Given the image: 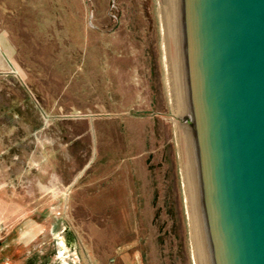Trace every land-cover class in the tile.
<instances>
[{"label": "rangeland", "instance_id": "1", "mask_svg": "<svg viewBox=\"0 0 264 264\" xmlns=\"http://www.w3.org/2000/svg\"><path fill=\"white\" fill-rule=\"evenodd\" d=\"M163 5L0 0V264H209L183 1Z\"/></svg>", "mask_w": 264, "mask_h": 264}, {"label": "water", "instance_id": "2", "mask_svg": "<svg viewBox=\"0 0 264 264\" xmlns=\"http://www.w3.org/2000/svg\"><path fill=\"white\" fill-rule=\"evenodd\" d=\"M209 264H264V0H182Z\"/></svg>", "mask_w": 264, "mask_h": 264}, {"label": "bare ground", "instance_id": "3", "mask_svg": "<svg viewBox=\"0 0 264 264\" xmlns=\"http://www.w3.org/2000/svg\"><path fill=\"white\" fill-rule=\"evenodd\" d=\"M161 5V6H160ZM164 5H163V0H159V7L161 8V12H162V7H163ZM170 6H171V4H170ZM173 6V5H172ZM177 17H178V15H177ZM160 18H161V21H162V24H164V17L163 16H160ZM180 24V23H179ZM163 29V33H164V37H165V29H164V27L162 28ZM186 84V83H185ZM172 85H173V83H172V77H171V75H169L168 76V91H169V96H170V100H171V102H172V106H173V109H174V111H176L175 109H176V101H175V96H174V91H173V88H174V86H173V88H172ZM186 92V91H185ZM191 116V119H192V114H190ZM189 127V126H188ZM190 128V127H189ZM191 133V132H190ZM192 134V133H191ZM182 158V157H181ZM184 158V157H183ZM185 166V165H184ZM181 175H182V180H183V187H184V194H185V200H186V203H187V206L190 208V199H189V187H188V174H187V171H186V169L185 168H183L182 167V170H181ZM188 208V209H189ZM191 210V209H190ZM191 211H189V213H190ZM188 213V214H189ZM190 217V216H189ZM201 220H202V218H201ZM203 225V224H202ZM204 226V225H203ZM203 228V227H202ZM194 239V238H193ZM206 244V243H205ZM207 246V245H206ZM208 248V247H207ZM209 259V258H208ZM198 262V261H197ZM198 264H199V262H198Z\"/></svg>", "mask_w": 264, "mask_h": 264}]
</instances>
